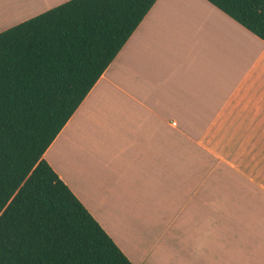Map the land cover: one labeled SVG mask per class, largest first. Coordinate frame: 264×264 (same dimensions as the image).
Returning <instances> with one entry per match:
<instances>
[{
    "label": "crops",
    "instance_id": "1",
    "mask_svg": "<svg viewBox=\"0 0 264 264\" xmlns=\"http://www.w3.org/2000/svg\"><path fill=\"white\" fill-rule=\"evenodd\" d=\"M42 156L133 264H264V40L155 0Z\"/></svg>",
    "mask_w": 264,
    "mask_h": 264
},
{
    "label": "trees",
    "instance_id": "2",
    "mask_svg": "<svg viewBox=\"0 0 264 264\" xmlns=\"http://www.w3.org/2000/svg\"><path fill=\"white\" fill-rule=\"evenodd\" d=\"M155 0H65L0 30V264H133L42 154ZM264 40V0H209Z\"/></svg>",
    "mask_w": 264,
    "mask_h": 264
}]
</instances>
